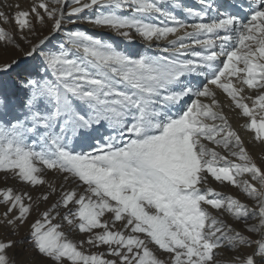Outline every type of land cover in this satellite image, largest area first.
<instances>
[{
    "label": "snow or ice",
    "instance_id": "snow-or-ice-1",
    "mask_svg": "<svg viewBox=\"0 0 264 264\" xmlns=\"http://www.w3.org/2000/svg\"><path fill=\"white\" fill-rule=\"evenodd\" d=\"M241 130L264 0H0V264H264Z\"/></svg>",
    "mask_w": 264,
    "mask_h": 264
},
{
    "label": "rangeland",
    "instance_id": "rangeland-1",
    "mask_svg": "<svg viewBox=\"0 0 264 264\" xmlns=\"http://www.w3.org/2000/svg\"><path fill=\"white\" fill-rule=\"evenodd\" d=\"M22 2H24L25 4H27V3H29L30 2V0H22ZM72 26L70 25L69 26V28H71ZM80 27L82 28V29H84V30H87V31H89L90 33H98V32H101L102 30H99V29H94V28H92V26L91 25H88V24H86V23H82L81 25H80ZM106 35H111V34H106ZM7 58H9V57H7V56H5V57H3V59H7ZM5 79H7V78H5ZM233 124H234V126H238L239 125V123H240V121H238V120H236V118L233 116ZM241 134H242V136H243V138L245 139V141H246V143L248 144V146H252L253 147V145H252V143H250L249 141H250V136H249V134L247 133V132H245V131H243V130H241ZM256 146H259L258 144L256 145ZM255 146V147H256ZM257 148V147H256ZM261 148H262V150H261V152H264V146H261ZM259 149V148H258ZM258 149H255V151L257 152V150ZM257 154V153H256ZM258 154H259V152H258ZM229 193H235V191H230Z\"/></svg>",
    "mask_w": 264,
    "mask_h": 264
},
{
    "label": "bare ground",
    "instance_id": "bare-ground-1",
    "mask_svg": "<svg viewBox=\"0 0 264 264\" xmlns=\"http://www.w3.org/2000/svg\"><path fill=\"white\" fill-rule=\"evenodd\" d=\"M186 3H188V4H193V3H194V0H186ZM109 34H110V33H109ZM107 36H108V35H105L104 38H107ZM256 147H257V148H256ZM256 147L249 146L250 150L253 152L254 155H256V153L258 154V152H259V154H260V153H261V150H262L261 145L256 146ZM258 148H259V149H258ZM255 149H258L257 152L255 151ZM231 190H232V191H235V189H232V188L223 189V191H224L225 193H229Z\"/></svg>",
    "mask_w": 264,
    "mask_h": 264
}]
</instances>
